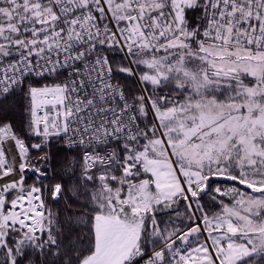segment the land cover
Returning <instances> with one entry per match:
<instances>
[{
    "label": "snow or ice",
    "instance_id": "1",
    "mask_svg": "<svg viewBox=\"0 0 264 264\" xmlns=\"http://www.w3.org/2000/svg\"><path fill=\"white\" fill-rule=\"evenodd\" d=\"M0 264H264V0H0Z\"/></svg>",
    "mask_w": 264,
    "mask_h": 264
}]
</instances>
